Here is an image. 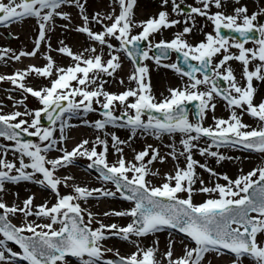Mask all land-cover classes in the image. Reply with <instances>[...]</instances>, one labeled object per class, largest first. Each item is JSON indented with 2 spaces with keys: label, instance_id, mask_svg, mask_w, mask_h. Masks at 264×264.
<instances>
[{
  "label": "snow or ice",
  "instance_id": "snow-or-ice-1",
  "mask_svg": "<svg viewBox=\"0 0 264 264\" xmlns=\"http://www.w3.org/2000/svg\"><path fill=\"white\" fill-rule=\"evenodd\" d=\"M87 3L0 0V26L8 28L31 18L38 29L31 50L0 48V62L21 61L22 57H36L38 52L45 61L42 66L29 64L11 74H0V82L13 86L7 92L21 93V99L8 95L12 111H4L0 102V138L9 142L0 143V194H7L9 185L27 182L55 197L53 203L46 199L34 204V194H30L19 204L9 205L0 196V264H73V260L75 264H211L206 260L209 254H229V264H244L245 259L249 264H264V164L247 172L241 168L232 178L194 158L195 154L205 160L211 157L217 164L232 160L222 148L264 155V92L260 91L264 88V24L254 23L264 14V7L249 13L240 0H232L231 5L226 0H195V6L185 0H158L156 11L137 21V0H110L109 11L92 13ZM66 7L77 10L79 23L73 22ZM228 7L230 12L225 11ZM198 17L210 23L211 31L203 32V25L197 28ZM57 18L65 22L59 25L65 33L81 34L87 46L74 51L61 39L53 48L50 33ZM96 25L98 30H94ZM177 25L182 26L180 31L163 38L165 30ZM194 30L203 32V39L190 43L188 36ZM222 30L238 34L239 39ZM252 33H258V38ZM158 35L161 38L157 39ZM250 39L254 46L246 47ZM52 52L69 63L61 66ZM122 56L132 66L128 85L119 93L106 91L104 77L114 78L121 70ZM232 61L239 62V80ZM153 65L171 70L183 80L159 100L151 88ZM29 77H42L43 81L34 87ZM119 83L125 82L121 79ZM29 96L39 107L28 108L24 101ZM218 100L229 111L226 119L215 115ZM190 104L195 105L192 119ZM20 107L24 111L15 110ZM90 112L102 117L82 120L94 128L95 139H83L68 150L63 144L66 129L74 127L69 122ZM209 113L212 124L204 126ZM245 115L254 118L257 126L245 123ZM42 118L49 126L42 124ZM109 127L128 129L130 134L121 139L107 131ZM137 135L157 140L167 136L171 143L164 145L167 152L148 144L143 150L133 149L132 158L126 159L123 146L130 147ZM108 137L116 154L112 162ZM53 152L57 155H50ZM78 158L89 161L88 169L98 173L102 186L69 185L74 177L56 175ZM167 158L176 162L173 171L165 172L162 182L155 185L149 177H156L159 170L151 166ZM198 167L225 183L206 185ZM61 185L71 191L62 194ZM195 194H203V200L196 202ZM89 198L128 202L130 207L103 215L127 217L129 222L121 226L94 221V214L81 206V201ZM10 217H18L20 223H12ZM94 222L98 227H92ZM162 232H167L168 239L157 258V234ZM177 233L183 234L179 241ZM110 236L129 242L135 250L121 255L118 249L106 247L103 241ZM148 237H153L151 246H142L141 240ZM176 244L180 254L175 251ZM107 253H112V258Z\"/></svg>",
  "mask_w": 264,
  "mask_h": 264
},
{
  "label": "rangeland",
  "instance_id": "rangeland-1",
  "mask_svg": "<svg viewBox=\"0 0 264 264\" xmlns=\"http://www.w3.org/2000/svg\"><path fill=\"white\" fill-rule=\"evenodd\" d=\"M109 3H110V0H88L87 8H88L89 13L96 12V11L107 12V11L110 10L108 8ZM191 4L193 6H195V0H192V3ZM258 8H260V5L258 6ZM258 8L255 11H258ZM65 10L71 12L74 23H79L80 22L79 21L78 12H77V10L75 8L66 7ZM154 11H156V8L149 9L147 11H142L141 13L147 14V15H142L141 18L147 19L150 15L153 14ZM251 12H253V11H249V13H251ZM23 22L24 23H22V24L21 23L20 24H14L10 28L3 29L2 31H0V48L8 47V48H11V49L17 50V51L23 50V49L25 51H28V50H31L32 49V47H33V40H34V38H35V36L37 34V31H38V29L36 27V24H35V20L29 18V19H26ZM201 22L204 23V25H203V28H205L204 29V32L211 31V25H210V23H206L205 20H204V18L201 20ZM56 23H57L56 28L54 29V31L52 33H50V36H51V41L50 42H51L53 48H55V47L58 46V42L61 39H63L66 44H68L69 46H71L74 51H76L78 49L79 50H82L83 47H86L87 46L86 40H85V38L81 34L76 33V32H73V31H69V32L65 33V31L62 28L59 27V25L61 23H65L64 21H60L59 18H57V22ZM99 27H100L99 25L94 26V30H98ZM28 28L31 29V32H29V34L26 36L25 33H27L26 32V29H28ZM180 30H181V28H178V25H177L175 27V32H173V34H171V35L164 36V38L165 39H168L171 36H174V34L177 31H180ZM7 35H10L11 37H13V42L12 43H10L7 40V38H6ZM202 39H203V36H202ZM202 39H200V40H202ZM246 47H248V46H246ZM249 47H251V46H249ZM45 50L46 49L43 46L42 49H41V52H43ZM232 51H236V50L235 49H232ZM38 53H37V56L36 57H29L28 60H34V59L37 60V59H39V65L42 66L45 63V61L43 60V57H42L41 53L40 52H38ZM51 55L58 61V63L61 66H66L67 65V64H62V63H69V60L68 59L62 58L56 52H52ZM58 58H61L60 61L58 60ZM64 59H66V62H63ZM121 59L124 60L123 58H121ZM21 61H23V60H21ZM21 61H19V62L21 63ZM10 62H14V61H9L8 62L7 67H8L9 70L7 72H4L5 74H11L12 72L16 71L17 69H23L27 65H29L28 61H26V63L24 62V64H20V63H16V64L13 63L12 64ZM148 63H151V62H148ZM231 64L235 65V68L239 72V75H240L241 68H240L239 63L238 62H234V63L232 62ZM128 68L126 66H123V68L121 69V71H119V72H117V73L114 74V78L105 76L104 79L108 81V83H106L104 85V87H106L105 89L107 91H109V92H112V93H119V92L125 90V87L128 85L127 76L131 73L132 66L131 67L128 66ZM153 69L161 70L160 68H156L154 65L152 67V70ZM152 70H151V72H152ZM165 72H167V74L170 73L169 71H165ZM1 74H3V73H1ZM120 74H121V76H120ZM171 74H172V76H175L173 73H171ZM125 76H126V78H125ZM30 78H33V77H30ZM33 79L36 80V83H30V84H32V86H34V87L38 83H40L41 81H43V78H41V77H36V78H33ZM121 79H123L124 82H125L123 85L119 83V81ZM163 79H164V77H163ZM44 82L46 83V81H44ZM0 86H1L0 87V102H3V104L5 105L4 111L7 112V111L14 110L11 107L12 101L8 100L7 97H8L9 94H11L16 99H21V93H19V92H11V93L7 92L6 89H11L13 87L11 84H9L7 82H0ZM167 86H168V84H167ZM169 86L172 87L171 85H169ZM169 86H168V88H169ZM30 97L31 96H29L28 99L24 101V103L28 106V108L32 109V108L39 107L38 102L35 99L30 98ZM157 100H159V99H157ZM221 104H222V106L225 109H227L226 106H225V104H223V103H221ZM15 110L24 111V108L23 107H20V108L15 109ZM220 110H222V109L220 108ZM221 112L223 113V116L226 113H229L228 110L221 111ZM216 114H217V111H216ZM129 134L130 133L128 132V136H129ZM71 135H72V140H73L72 142L73 143H71V141H69V142H65L63 144L68 150H71V148L75 144H77L78 141H81L83 139H88L91 142V141H93L95 139V136H96L94 133H90L88 131V128H85L83 130L82 134H80L76 130L75 132H72ZM75 137H77V140L76 141L74 140ZM108 139H109V152H111V154L113 156V159L115 160L116 154L112 150L110 137H108ZM147 141L148 142L150 141V144L153 145L154 147H158L160 149L161 153L167 152L168 149L165 148L164 145L171 143V140L167 136L162 137L160 140H157L155 138H153V139L148 138ZM148 142H145L143 144H141V143L135 144V146H136L135 148H132L134 146H130V147L129 146H123L124 147V155H125L126 159H131L132 158V156L134 155L133 149H135L136 151L143 150V148L146 145H148ZM0 143H7V142L4 141V140H2V139H0ZM233 150L236 151V152H233V154H232L233 159L232 160H228V162H230L229 163V167H230L229 169L231 170V171H229V176L232 177V178H234L237 174H239V168H240V165H241V154H243V153H241L242 151H239L237 149H233ZM98 151H99V147H98ZM243 155H245V154H243ZM248 155L251 156V158L254 157V162L256 164L255 165H246L247 163H249V161H252V160L250 158L243 159L242 161L246 163V164L243 165V167L245 168L244 169V172L249 171L253 167H258L261 164H264V155L261 154L259 156H255V155H252V154H249V153H248ZM109 157H110V153H109ZM8 158L9 159H12L13 158L11 156V153H9ZM200 158L201 159H198V160L201 163H207L206 161L213 162V160H215L214 158H210V157H209V159L207 158V160H205V158L204 157H201V156H200ZM109 159H111V158H109ZM76 162H78V163L77 164H74V165H72L70 167H68L67 173H63L61 175H65V176H73L74 175V176H76L77 174H71L70 172H72V170L77 171V172H79L81 174V178L84 177V181H79L80 183L77 184V185L86 186V187L91 188L92 185L90 186L88 183L94 181V176L95 175L93 173H91L90 170L87 167V164L89 163V161H87L86 158H78V160ZM179 162H180L181 166H183V158H180V161ZM175 163L176 162L175 161H172L171 158H167L164 163L154 162L151 167L153 168L154 171L155 170H159V174L157 175V177L155 179L151 180V181H156L157 184H155L153 182L152 183L155 184V185L160 184L162 182V180H163L164 173L165 172H172ZM207 165H209V164L207 163ZM210 166L212 167V169H214L215 172L220 167L219 165H210ZM226 170H228V169H226ZM206 174L207 175H210L207 172H206ZM74 179L72 181H69V185L72 184L71 182H73ZM149 179H150V177H149ZM85 182H88V183H85ZM100 182H102V181H100ZM100 182H98V184H93V183L92 184H93V186L97 185L95 187H100V186H102V184ZM214 182L225 183V181H223L222 179L219 180V181H216L215 180ZM107 186L108 187H112L111 185H107ZM95 187H93V188H95ZM60 191H61L62 194L68 193V192L71 191V187L65 188V187H63V185H61ZM45 192H47V191H45ZM23 196H26V195H23ZM23 196H21L19 198H22ZM195 198H197L196 199V202H201L203 200V198H204V195L203 194H200L199 197L195 196ZM104 199H106V198H101L99 200L90 198L87 201L88 202H90V201H96V202H98L99 206L102 205L101 207H99V209H101L103 211H108V210H117V211H119V209L120 210H123V209H126V208L130 207L129 203L123 202L122 200H119V199H116V200H112L111 199V201H115V202L121 204L122 205L121 207H119V206H117L115 204H107V203H104L106 201H110V200L104 201ZM54 201H55V197L51 195V202L50 203H53ZM38 202L41 203V200H38ZM19 203H20V201H18L17 204H19ZM81 203H82V201H81ZM35 204H36V199H35ZM88 211L93 212L94 210H88ZM85 218L87 219V216H85ZM121 218H122V223H120L121 226L126 225V223L129 222V218H127V217H125V218L121 217ZM102 222H104V219H102ZM106 223H109V224L110 223H113L112 220H111V218L108 217V216L106 218ZM95 227H98V225L94 224V228ZM167 239L168 238H166V239H159V245H158L159 251L157 252V255L160 256V254L163 251H165ZM175 239L177 241H179L181 238L180 237H177L175 235ZM115 241L117 242L116 243V246L113 245V246H110V247L113 248V249H118L119 248L120 250L119 249L118 250H119V253L121 255H127L130 252H132V251L135 250L134 249V246L132 244H130L129 242H127V241H123V240H119V239H115ZM151 243L149 244L146 241H143V242L141 241V245L142 246H151ZM174 248H175L176 253L177 254H180V245L179 244H176V245H174ZM13 249H14V247H13ZM107 256L108 257L109 256H112V253H107ZM206 260L207 261H210L211 264H226L227 262H228L227 264H229L230 258H228L225 255H223V256H217L215 254H209L208 256H206ZM73 264H75V260H73ZM244 264H249V262H248L247 259H245Z\"/></svg>",
  "mask_w": 264,
  "mask_h": 264
},
{
  "label": "bare ground",
  "instance_id": "bare-ground-1",
  "mask_svg": "<svg viewBox=\"0 0 264 264\" xmlns=\"http://www.w3.org/2000/svg\"><path fill=\"white\" fill-rule=\"evenodd\" d=\"M158 1V0H157ZM187 2H189L190 0H186ZM226 2H227V4L228 5H231L232 4V0H226ZM242 2H246L248 5H247V7L249 8V9H251V6H253V9L254 8H256L257 9V5H255V4H260L261 6H263L264 7V0H258V2H257V0H249V1H241L240 3H242ZM158 2H156V0H137V4H138V7L135 9V17H134V19L135 20H137V21H139V20H143V18H141V16H142V14L140 13L139 14V12L140 11H142V10H147V9H153V8H155L154 6L157 4ZM245 4V3H244ZM251 4H253V5H251ZM252 10V9H251ZM213 11H215V9H213ZM225 11H228V12H230L231 11V7H228V8H226L225 9ZM201 20L202 19H200V20H198L197 19V21H198V23H197V28H200V26L201 25H203L204 23H201ZM180 28H182V26L180 25ZM204 29L205 28H203V32H204ZM31 31V29H26V32L27 33H25V35L27 36L28 34H29V32ZM174 32V29H170V30H165L163 33H162V36H163V38H164V36H166V35H168V34H172ZM203 32H200V31H196V30H194V32L193 33H191V34H189V36H188V40H189V42L190 43H197V42H199L200 41V39H202V36H203ZM159 37V36H158ZM161 37V36H160ZM79 38V37H78ZM60 59L61 58H58V60L60 61ZM26 61H28V63H35V60L34 61H32V60H26ZM25 61V62H26ZM24 61H21V63L20 64H24L23 63ZM63 62H66V59H64V61ZM8 64V63H7ZM7 64H5V63H2V62H0V72L1 73H3V74H5L4 72H7L9 69H8V67H7ZM62 64H68V63H62ZM39 64H37V66H38ZM20 68V67H19ZM0 73V74H1ZM122 74V73H121ZM151 75H153L152 76V78H151V88H152V92H153V94L155 95V97L156 98H162V96H161V94H163L164 96H167V93H168V91H167V88H166V81L169 83V84H171V85H173V86H177L178 84H179V81H177V79L174 77L173 78V76L172 77H170L169 76V74H166V73H164L163 71H160V70H153V72H152V74ZM163 77H164V79H163ZM124 78V77H123ZM125 78H126V76H125ZM124 78V79H125ZM30 80H33V79H31L30 78ZM30 80H28V81H30ZM31 83H35V81H30ZM261 92H264V88H262L261 90H260ZM258 99H259V95H258V97H257ZM220 108H222V107H220ZM217 117H219V116H217ZM228 116H226L225 115V118H227ZM209 118H210V121H208L207 123H208V125H210V124H212L211 123V113H209V115H208V118H207V120H209ZM222 118H224V117H222ZM243 121L245 122V123H247V124H250V125H252V126H254L255 125V121H252L251 119H249V118H247V117H243ZM70 124H72V125H74V127H71V128H68V129H66V132H65V134H70L71 133V131H73V132H75L76 131V129H77V127H78V125H79V123H80V121H76V120H74V121H71V122H69ZM89 129V132L90 133H94L95 135H97V133H96V131L94 130V128H92V127H90V128H88ZM77 131H80V132H83L82 131V129H77ZM107 131H113V130H111V129H107ZM114 132V131H113ZM116 134L121 138V139H127L128 138V132L127 131H118V132H116ZM102 135V134H101ZM103 137V136H102ZM75 140V139H74ZM70 141H71V139H70ZM145 142H148L147 140H146V138L145 137H143V136H140V135H137V137L131 142V146H134V147H132V148H135L136 146H135V144H139V143H141V144H143V143H145ZM148 144H149V142H148ZM64 146V145H63ZM65 147V146H64ZM222 153H224L226 156H232V154H233V151H231V150H220ZM111 153V152H110ZM50 155H52V156H55V155H57V153H55V152H53V153H51ZM110 158L111 159H109V161H114V159H113V156H112V154H110ZM194 158L195 159H201L200 158V156L199 155H197V154H195L194 155ZM248 158H250L251 159V156H247V155H243V154H241V165H240V168L239 169H245L244 167H243V165L244 164H246L245 162H243L242 160L243 159H248ZM203 160V159H202ZM252 161H249V163H247L246 165H255L256 163L254 162V158L252 157V159H251ZM209 165V167L210 168H212L210 165H219L220 167L218 168V170L216 171L217 173H221V174H224V173H226V174H228L229 175V171H231L229 168V163L230 162H228V160H224V161H221L219 164H217L216 163V161L215 160H213V162H210V161H206ZM226 169H228V170H226ZM224 170V171H223ZM196 171H197V173L199 174V176H200V178L201 179H203L204 181H205V184L206 185H209V186H211V183H214V181H215V178H213V177H210V175H207L206 174V171L204 170H202L201 171V168H197L196 169ZM63 173H67V169H61L60 170V172H59V176H61V177H63V176H65V175H61V174H63ZM71 174H77L76 176H72V177H74L75 179H74V181L73 182H71L72 184H79L80 182L79 181H84V177L83 178H81V174L79 173V172H77V171H74V170H72V172H70ZM69 175V174H68ZM157 177V176H156ZM156 177H150V179L151 180H153V179H155ZM153 183H155V184H157V182L156 181H152ZM85 183H88V182H85ZM94 184V181H92V182H89L88 184L91 186L92 185V187H95V186H93V184ZM198 186V185H197ZM8 189H9V191H8V193L7 194H0V196H2V198H3V200L6 202V203H8L9 205H11V204H13V203H18V201H22L23 199H25V198H27V196L28 195H30V194H35V196H34V198L36 199V204H41V203H43L46 199L49 201L50 199H51V196H50V194H46V193H43V192H41L40 190H38L37 188H34L32 185H29V184H27V183H22V184H18V185H9L8 186ZM13 193H19L18 194V196H14L13 195ZM23 195H26V196H23ZM21 196H23L22 198H19V197H21ZM196 196H199L198 194H196ZM15 197V198H14ZM19 199V200H18ZM38 200H41V203H39L38 202ZM104 203H107V204H115V205H117V206H119V207H121L122 205L121 204H119V203H117V202H115V201H106V202H104ZM34 204H35V202H34ZM83 204L84 205H81L83 208H86V209H90V210H94L95 212H96V214L98 215V216H101L100 218H106L107 216H104L103 215V213L104 212H106V211H103V210H101V209H99V207H101L102 205H100L99 206V204H98V202H96V201H90V202H83ZM109 211V210H108ZM111 211V210H110ZM108 217H110L111 218V220H113L114 222L113 223H119V221L120 220H118V219H113L115 216H108ZM29 219H35V218H29ZM105 224H109V223H106V222H104ZM158 236V239H160V238H166V235H157ZM152 239H153V237H148V238H146L145 240H146V242L147 243H151L152 242ZM106 245H108V246H112V245H114V246H116V241H105L104 242ZM157 258H160V256L159 255H157Z\"/></svg>",
  "mask_w": 264,
  "mask_h": 264
}]
</instances>
